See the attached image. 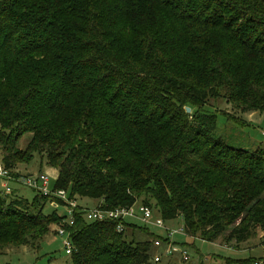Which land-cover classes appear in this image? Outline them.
Segmentation results:
<instances>
[{
  "label": "trees",
  "instance_id": "1",
  "mask_svg": "<svg viewBox=\"0 0 264 264\" xmlns=\"http://www.w3.org/2000/svg\"><path fill=\"white\" fill-rule=\"evenodd\" d=\"M220 96L264 113V0H0V161L14 178L37 154L70 198L153 205L188 237L244 243L264 230V151L215 137L205 105ZM11 188L0 248L64 225L43 212L58 200ZM75 217L73 264L154 261L153 241L135 238L147 226Z\"/></svg>",
  "mask_w": 264,
  "mask_h": 264
},
{
  "label": "rangeland",
  "instance_id": "2",
  "mask_svg": "<svg viewBox=\"0 0 264 264\" xmlns=\"http://www.w3.org/2000/svg\"><path fill=\"white\" fill-rule=\"evenodd\" d=\"M224 89H220V94ZM205 109L213 111L217 118V131L215 137H220L227 144L235 148H248L251 150L262 149L264 151V113L251 112L242 113L241 109L235 107L234 103L223 97L210 98L205 105ZM15 136V133H12ZM29 133L24 134L16 144L18 149H24L30 139ZM3 151L0 146V158ZM14 172L19 175L46 173L50 177L51 184L55 181L58 170L50 167L47 160L41 159L39 155H34L30 162H18L14 168ZM10 185L16 187L17 194L26 198L30 202L34 196L39 193L29 187L20 185L16 181H11ZM0 190L2 189L0 180ZM78 203L86 207L93 208L96 205L95 200L90 198H78ZM155 216H159L157 209L152 205ZM65 213L66 209L63 205L48 202L43 212L45 214L52 211ZM140 226V224H138ZM165 229L158 228L154 225L147 226L152 234L147 236L144 233L135 232L136 240H154V236L169 240V244L173 243L188 251L190 258L184 260L180 254L176 253L171 256H163L159 264H225L227 259H244L251 257L257 262L256 264H264V230L259 229L252 238L244 243L236 244L235 241L225 242L222 237L216 241H205L200 238L188 237L183 230V220L181 218L164 221ZM58 225L51 223L48 232L35 240L31 244L12 245L0 248V264H73L71 256L66 254L63 244V237L56 233ZM182 228V231H181ZM176 231V232H174ZM172 232L170 236L168 233ZM131 234L129 238H131ZM162 245H167L163 242ZM154 255L162 253V248H153ZM154 261H151L152 264Z\"/></svg>",
  "mask_w": 264,
  "mask_h": 264
},
{
  "label": "built area",
  "instance_id": "3",
  "mask_svg": "<svg viewBox=\"0 0 264 264\" xmlns=\"http://www.w3.org/2000/svg\"><path fill=\"white\" fill-rule=\"evenodd\" d=\"M262 135L264 136V130L262 131ZM0 180L2 189L5 193H11L12 188L10 185L11 181H16L20 185L32 188L37 190L41 195L47 196L49 198L55 199L59 201V205H63L66 209L65 213H63L62 222L64 225L58 226L56 229V233L63 237L64 247L66 254H71L74 251V244L71 239V227L75 224L76 214L78 209H83L85 212V216L88 220L92 221H105V220H116L117 226L116 230L118 232L124 231V221H136L145 226L154 225L158 228H164V220L160 216H155L154 211L151 207L144 204H134L130 207H121L116 209H103L99 207H86L78 203L76 198H70L68 196V192L64 189H54L51 182L50 177L46 173L40 174H28V175H20L19 177H13L11 172L4 167L2 162L0 161ZM184 230V229H183ZM182 231V228H181ZM176 232V231H174ZM173 233L170 232L168 235L170 236ZM169 241V240H168ZM166 241L167 245H162L163 241L160 238H156L153 240V244L156 248H162V253H158L154 255V261L158 262L161 260L163 256H171L173 254H180L184 260H188L190 258L188 251L184 248H181L173 243ZM264 243V242H263Z\"/></svg>",
  "mask_w": 264,
  "mask_h": 264
},
{
  "label": "water",
  "instance_id": "4",
  "mask_svg": "<svg viewBox=\"0 0 264 264\" xmlns=\"http://www.w3.org/2000/svg\"><path fill=\"white\" fill-rule=\"evenodd\" d=\"M185 110H186L187 113H190L191 112V108L188 107V106L185 107Z\"/></svg>",
  "mask_w": 264,
  "mask_h": 264
},
{
  "label": "crops",
  "instance_id": "5",
  "mask_svg": "<svg viewBox=\"0 0 264 264\" xmlns=\"http://www.w3.org/2000/svg\"><path fill=\"white\" fill-rule=\"evenodd\" d=\"M57 176V175H56ZM96 206V205H95ZM258 264H260V263H258Z\"/></svg>",
  "mask_w": 264,
  "mask_h": 264
}]
</instances>
